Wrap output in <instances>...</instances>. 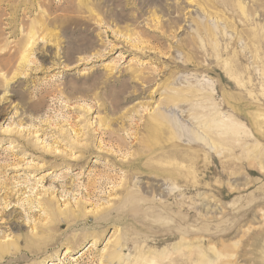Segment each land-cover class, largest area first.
<instances>
[{
    "label": "rangeland",
    "instance_id": "1",
    "mask_svg": "<svg viewBox=\"0 0 264 264\" xmlns=\"http://www.w3.org/2000/svg\"><path fill=\"white\" fill-rule=\"evenodd\" d=\"M189 90L264 158V0H0V264L186 238L264 264V165L153 129Z\"/></svg>",
    "mask_w": 264,
    "mask_h": 264
},
{
    "label": "bare ground",
    "instance_id": "2",
    "mask_svg": "<svg viewBox=\"0 0 264 264\" xmlns=\"http://www.w3.org/2000/svg\"><path fill=\"white\" fill-rule=\"evenodd\" d=\"M23 58L24 59L22 60L25 62L26 56ZM192 97L196 96L191 90L186 94L177 93L174 95H167V97L164 98L165 100L159 103L161 107L157 109L155 114V120L159 123L154 125L153 129L155 131L162 130L163 132H169L172 137H176L178 140L182 138L181 136L184 134V131H187L191 133L190 135H187L188 142L191 145L196 144L201 147L203 146L210 152L223 153L228 148L233 149L234 147H241L243 151L246 152L247 158L250 161H256L257 165L262 169L264 165L263 151L254 145L244 146V144H240L245 141L246 137L245 135H241L240 127L237 123H235L233 119H224L220 117L215 109H208L209 107L207 104L204 105L201 104V102L192 101ZM186 103H189V111L178 109L176 113L174 111L173 115H171L172 110H176L179 108L180 104ZM255 126L257 127L261 125L257 122ZM223 149H225V151H222ZM186 187H188V184ZM184 235L186 236V234ZM210 238H212V236ZM185 240L183 239L182 242L176 243L169 251L163 249L162 251L161 249H159L160 251H152L150 249L137 247L135 248V254H130L126 258L120 253L123 246L120 245L106 255L105 261L107 264H112L113 261L123 262L124 260H126L125 263L123 262L124 264H230L231 259H235L234 253L230 252V246L225 247L223 250H219L214 246L207 247L206 245L205 247L202 243L203 241H199L200 239L198 241L196 239L195 242ZM235 246L236 245L232 248H235ZM252 246V254L255 256L252 261L254 264H261L260 258H262V255L259 252L262 248V242L260 239H254Z\"/></svg>",
    "mask_w": 264,
    "mask_h": 264
}]
</instances>
